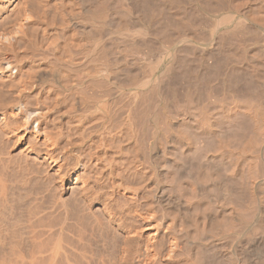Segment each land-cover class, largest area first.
I'll return each instance as SVG.
<instances>
[{
  "label": "bare ground",
  "instance_id": "obj_1",
  "mask_svg": "<svg viewBox=\"0 0 264 264\" xmlns=\"http://www.w3.org/2000/svg\"><path fill=\"white\" fill-rule=\"evenodd\" d=\"M0 264H264V0H0Z\"/></svg>",
  "mask_w": 264,
  "mask_h": 264
}]
</instances>
